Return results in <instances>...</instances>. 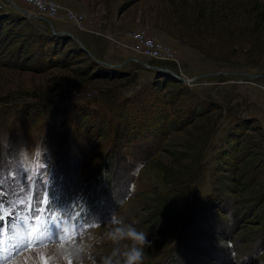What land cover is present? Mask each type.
Listing matches in <instances>:
<instances>
[{"label":"rangeland","instance_id":"obj_1","mask_svg":"<svg viewBox=\"0 0 264 264\" xmlns=\"http://www.w3.org/2000/svg\"><path fill=\"white\" fill-rule=\"evenodd\" d=\"M54 1L84 15L50 21L95 58L0 9V219L14 229L0 264L35 255L20 244L42 238L29 205L45 209L34 226L55 215L75 241L114 213L138 221L144 264H264V78L234 74L264 75V0ZM139 30L173 58L135 53Z\"/></svg>","mask_w":264,"mask_h":264},{"label":"clouds","instance_id":"obj_2","mask_svg":"<svg viewBox=\"0 0 264 264\" xmlns=\"http://www.w3.org/2000/svg\"><path fill=\"white\" fill-rule=\"evenodd\" d=\"M93 225L94 229L100 227L98 223ZM104 244L110 245L106 253L96 250V245ZM151 244L148 233L138 226V221H129L114 213L105 222L102 233L88 234L67 251L73 264H144L145 249Z\"/></svg>","mask_w":264,"mask_h":264},{"label":"snow or ice","instance_id":"obj_3","mask_svg":"<svg viewBox=\"0 0 264 264\" xmlns=\"http://www.w3.org/2000/svg\"><path fill=\"white\" fill-rule=\"evenodd\" d=\"M40 203L44 205L50 203V198L47 193H45V196L40 201ZM0 205H2V201H0ZM26 211L30 214L32 219V224H30L28 227L29 235L40 231L42 233V238L37 239L35 243H33V241L30 239L27 240L26 243L24 239L20 240V244L23 245V250L28 251L29 253L33 251L35 252L34 256H26L22 264H29V261H31V264H56L57 255L62 256V258L67 262V264H73L72 257L67 250L75 242L74 236L77 234L82 235V230H78L74 226H72L70 230V222L65 220L57 221L55 215L49 216L47 218L51 221L50 225L43 229H40L38 226L34 225H36V222L41 219V215L43 214L45 209L40 207L33 208L31 205H29ZM11 215H15V213L12 212L10 214L9 220H11ZM23 220L24 222H27L28 217H24ZM93 226V224L85 225L84 228ZM0 229H4L2 219H0ZM4 230L10 233L14 231L11 226V223L9 224L8 228ZM49 243L57 245L55 255H48L46 251L40 252L37 250L41 247L46 248ZM17 247H19V245H17Z\"/></svg>","mask_w":264,"mask_h":264},{"label":"built area","instance_id":"obj_4","mask_svg":"<svg viewBox=\"0 0 264 264\" xmlns=\"http://www.w3.org/2000/svg\"><path fill=\"white\" fill-rule=\"evenodd\" d=\"M19 3L25 4L23 7L15 2L0 0V9L8 8L10 10L19 11L25 18H30L21 10L17 9V5L21 6L31 14L42 16L48 20L59 19L62 21H70L76 25H82L84 22V15L76 12L74 9L69 7H62L59 3L54 0H16ZM40 20V19H38ZM46 21V20H43ZM47 22V21H46ZM132 41V49L135 53L155 58L159 60H169L173 58L174 52L171 48L160 42L153 36L148 35L145 31L139 30L130 33Z\"/></svg>","mask_w":264,"mask_h":264},{"label":"water","instance_id":"obj_5","mask_svg":"<svg viewBox=\"0 0 264 264\" xmlns=\"http://www.w3.org/2000/svg\"><path fill=\"white\" fill-rule=\"evenodd\" d=\"M17 9L21 10V12H23L24 14H26L28 17L30 18H33V19H40V20H46L47 22H49L50 26H51V29L53 31L54 34H59L60 36H65V37H69V38H74L76 39L77 42H79V45H80V48L82 50H84L87 54H89L92 58H95V55L90 51L88 50L85 45L77 38L75 37L72 33L68 32V31H58L55 27V25L53 24V22H51L50 20L42 17V16H39V15H36V14H31L29 13L27 10H25L24 8H22L21 6H18L17 5ZM98 63H101V64H104V65H107L111 68H115L116 66H114L113 64H109V63H106L104 61H100L98 60L97 61ZM151 68L155 71V72H163L165 74H168L172 77H174L175 79H178V80H181V81H184V82H193L194 79H191V80H188L187 78H183L182 76H180L177 72H175L174 70H171L167 67H163V66H151ZM234 74H239V75H249L251 76L252 78H257V77H263L264 78V75H256V74H248V73H235Z\"/></svg>","mask_w":264,"mask_h":264},{"label":"trees","instance_id":"obj_6","mask_svg":"<svg viewBox=\"0 0 264 264\" xmlns=\"http://www.w3.org/2000/svg\"><path fill=\"white\" fill-rule=\"evenodd\" d=\"M22 16V15H21ZM25 20H28V18H25L24 16H22ZM41 22H43V23H46V22H44V21H41ZM43 27V31L45 32L44 34H45V37H54L55 35H54V33L52 32V29H51V27L50 26H47L46 27V29H45V27H44V25L42 26ZM62 37V36H61ZM64 37V36H63ZM68 38V37H67ZM53 40V39H50V38H47V40ZM81 49V48H80ZM81 51H83V52H85L84 50H82L81 49ZM100 65H102V64H100ZM105 66H107V65H105ZM107 68H109V66H107ZM172 77V76H171ZM174 78V77H173Z\"/></svg>","mask_w":264,"mask_h":264},{"label":"crops","instance_id":"obj_7","mask_svg":"<svg viewBox=\"0 0 264 264\" xmlns=\"http://www.w3.org/2000/svg\"><path fill=\"white\" fill-rule=\"evenodd\" d=\"M7 1H12V2H15V3H17V4H19V5H21V6H23V7H26V5L25 4H22V3H19L18 1H16V0H7ZM4 10H6V11H9V12H13V13H15L14 12V10H10V9H8V8H3ZM55 26H56V24H55ZM57 27V26H56ZM57 29V28H56ZM59 30V29H58Z\"/></svg>","mask_w":264,"mask_h":264},{"label":"bare ground","instance_id":"obj_8","mask_svg":"<svg viewBox=\"0 0 264 264\" xmlns=\"http://www.w3.org/2000/svg\"><path fill=\"white\" fill-rule=\"evenodd\" d=\"M53 32V31H52Z\"/></svg>","mask_w":264,"mask_h":264}]
</instances>
